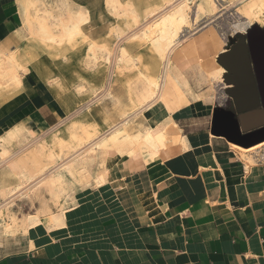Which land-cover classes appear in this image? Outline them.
I'll use <instances>...</instances> for the list:
<instances>
[{
  "label": "crops",
  "instance_id": "0c3cea01",
  "mask_svg": "<svg viewBox=\"0 0 264 264\" xmlns=\"http://www.w3.org/2000/svg\"><path fill=\"white\" fill-rule=\"evenodd\" d=\"M13 3L0 0V48L7 51L19 30L25 31L17 0ZM219 34V43L209 33L196 35L211 68L222 65L219 55L231 48L230 38L223 42ZM178 69L194 95L210 93L209 81L198 76L192 83L186 76L193 68ZM258 69L264 89V58ZM227 73V86L216 85L214 100L188 93L191 104L174 115L177 124L169 127L174 142L160 157L147 163L114 156L112 182L77 191L66 228L39 226L28 234L1 235L0 264H264V133L248 141L229 133L233 116L224 110L235 102L227 93L234 86ZM263 120L264 114L253 116L247 124Z\"/></svg>",
  "mask_w": 264,
  "mask_h": 264
},
{
  "label": "bare ground",
  "instance_id": "6f19581e",
  "mask_svg": "<svg viewBox=\"0 0 264 264\" xmlns=\"http://www.w3.org/2000/svg\"><path fill=\"white\" fill-rule=\"evenodd\" d=\"M105 1L109 12L118 19L106 34V37L116 36L114 49L107 41L90 39L86 30L89 13L83 5L70 0H17L20 27L28 33L31 48L41 45L50 51L81 41L87 43L86 65L89 68L94 69L103 60L111 63L113 71L130 69L136 74L130 82L134 85L130 89L132 109L123 111L101 134L72 122L68 128L70 139L60 137L56 131L74 117L76 111L44 133L39 134L31 128V135L21 136L16 125L0 135V236L28 234L39 226L53 231L66 228L67 214L76 208L74 204L66 205L70 198L72 201L73 181L80 187L91 183L96 188L106 186L112 179L109 169L114 156L142 157L147 163L156 160L174 142L169 127L171 123L177 124L174 115L191 104L188 93L202 101L215 99L212 92L216 85L227 86L223 78L226 69L222 65L211 68L204 62L196 38L200 21L213 19L232 7L242 18L234 25L237 33H246L256 23L264 26V0H222L224 3L221 0ZM209 30L211 39L219 43L216 32ZM126 40L151 51L152 59L144 62L143 56L132 55ZM178 50L198 55L199 73L203 80L211 83L210 93L205 94V98L193 94L185 74L179 71L173 59ZM25 62L27 56L22 51L0 48V96L23 83V74L28 70ZM83 88L80 86L78 92L83 93ZM110 88L111 81L106 92ZM155 111L164 114V119L158 121ZM50 132H55L52 141L58 144L60 152H56L51 143L50 146L45 143ZM184 135L179 142L186 149ZM6 137L15 140L17 150L3 143ZM46 146L50 148L47 154L43 153ZM37 156L44 165L36 161ZM245 160L255 162L252 157ZM22 201L28 202L34 212H24Z\"/></svg>",
  "mask_w": 264,
  "mask_h": 264
},
{
  "label": "rangeland",
  "instance_id": "374dc122",
  "mask_svg": "<svg viewBox=\"0 0 264 264\" xmlns=\"http://www.w3.org/2000/svg\"><path fill=\"white\" fill-rule=\"evenodd\" d=\"M70 1L82 4L88 11L90 23L86 30L90 35V39L97 42L107 41L114 49V45L117 43L116 36L106 37V34L109 26L117 23L118 19L109 12L106 1ZM221 3L224 2L221 0ZM11 4H14L13 0H11ZM13 6L15 7V4ZM241 19V15L236 11V8L229 7L213 19H203L200 21V25L197 26H199L200 30H198L202 34L208 35L209 29H213L217 35L220 33L226 39L229 34H232V37L242 34L237 33L234 27ZM256 24L262 26L260 23ZM203 25H206V27L203 28ZM17 34H19V37L13 43L12 48L15 51H22L27 56L25 66L28 70L27 73L23 74L21 87L14 86L10 89L11 92L7 91L0 96V135L16 124H18L16 129H18L21 136L31 135V128L39 134L44 133L63 118L78 111L74 114V117L65 121L56 131L60 137L68 141L71 137L68 128L72 122L77 123L83 129L86 128L101 134L113 121L120 117L123 111L132 109L130 89H133L134 85H130V82L135 77V70L127 69L125 71L122 68H117L113 71L111 63L103 60L94 69L89 68L86 65L87 43H81V41H77L73 46L65 45L47 51L41 45L31 48L29 44H32V42L28 39L27 32L20 29ZM126 42L132 55L143 56L142 61L144 62H149L152 59L151 51L145 47H139L138 43L129 40H126ZM173 59L180 70L185 73L190 70L189 68L194 66L196 68L198 55L185 54L178 50ZM191 70L188 73V78L192 83H195L197 77H201V75L196 73L194 68L193 71ZM109 81H111V88L110 91L106 92ZM82 85L84 86V92L79 93L78 89ZM206 100L212 99L206 98ZM25 122L31 127L21 124ZM54 134L55 132L47 134V142L45 143L48 146L52 144L56 152H60L61 149L58 144L52 141ZM3 143L8 148L14 151L17 150L18 146L11 137H6ZM49 150L50 148L46 146L43 153L46 152L45 154H47ZM37 157L36 161L40 165H44V162L40 159L41 157ZM77 183V181H73L72 192H70L72 198L79 190L97 189L92 183L83 187L78 186ZM27 203L22 201L23 211L26 213L34 212L35 209ZM37 203L39 204V202ZM72 204L70 198L66 205L70 206Z\"/></svg>",
  "mask_w": 264,
  "mask_h": 264
},
{
  "label": "water",
  "instance_id": "95a60500",
  "mask_svg": "<svg viewBox=\"0 0 264 264\" xmlns=\"http://www.w3.org/2000/svg\"><path fill=\"white\" fill-rule=\"evenodd\" d=\"M239 39L231 37V48L219 55L218 61L227 70L225 79L231 85L227 93L235 106L225 109L232 114L228 131L232 137L248 141L255 135L264 133V120L254 125L247 122L253 116L264 114V89L261 87L259 59L264 58V27L255 24ZM217 111V109H216Z\"/></svg>",
  "mask_w": 264,
  "mask_h": 264
},
{
  "label": "built area",
  "instance_id": "2783aa9c",
  "mask_svg": "<svg viewBox=\"0 0 264 264\" xmlns=\"http://www.w3.org/2000/svg\"><path fill=\"white\" fill-rule=\"evenodd\" d=\"M229 36H231V37H232L233 35L229 34V35H227V36H226V38L228 39V38H229Z\"/></svg>",
  "mask_w": 264,
  "mask_h": 264
},
{
  "label": "flooded vegetation",
  "instance_id": "af4514ba",
  "mask_svg": "<svg viewBox=\"0 0 264 264\" xmlns=\"http://www.w3.org/2000/svg\"><path fill=\"white\" fill-rule=\"evenodd\" d=\"M239 37H240V36L238 35V36H237V40L239 39Z\"/></svg>",
  "mask_w": 264,
  "mask_h": 264
}]
</instances>
